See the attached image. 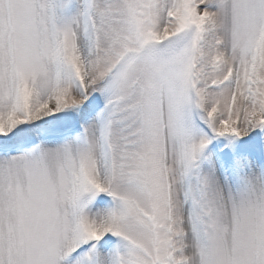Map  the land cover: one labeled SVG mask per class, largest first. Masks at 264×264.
I'll return each mask as SVG.
<instances>
[{
	"label": "snow or ice",
	"instance_id": "6c2138e0",
	"mask_svg": "<svg viewBox=\"0 0 264 264\" xmlns=\"http://www.w3.org/2000/svg\"><path fill=\"white\" fill-rule=\"evenodd\" d=\"M0 264H264V0H0Z\"/></svg>",
	"mask_w": 264,
	"mask_h": 264
}]
</instances>
